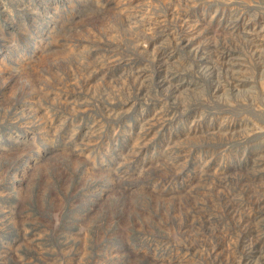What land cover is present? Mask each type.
I'll return each mask as SVG.
<instances>
[{
    "label": "rangeland",
    "instance_id": "374dc122",
    "mask_svg": "<svg viewBox=\"0 0 264 264\" xmlns=\"http://www.w3.org/2000/svg\"><path fill=\"white\" fill-rule=\"evenodd\" d=\"M0 264H264V0H0Z\"/></svg>",
    "mask_w": 264,
    "mask_h": 264
}]
</instances>
